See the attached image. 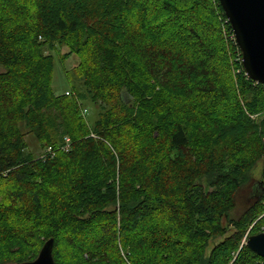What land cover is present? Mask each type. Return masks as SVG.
I'll use <instances>...</instances> for the list:
<instances>
[{
  "label": "trees",
  "instance_id": "obj_1",
  "mask_svg": "<svg viewBox=\"0 0 264 264\" xmlns=\"http://www.w3.org/2000/svg\"><path fill=\"white\" fill-rule=\"evenodd\" d=\"M64 46V58L80 59L74 70L91 101L107 108L91 128L99 141L69 118L84 96L52 87L55 61L43 53ZM238 52L218 0H0V190L16 192L0 201V245L34 241L23 254V243L20 254L0 249V264L31 262L49 239L54 264H94L105 251L95 264H264L246 246L264 233V86L245 75ZM221 53L231 70L223 85L209 63ZM176 65L207 88L209 110L176 111L162 98L155 75ZM229 97L236 115L226 106L216 121L214 105ZM10 118L53 155L26 153L23 134L6 131ZM259 162L262 178L235 216ZM20 202L28 235L2 215Z\"/></svg>",
  "mask_w": 264,
  "mask_h": 264
},
{
  "label": "rangeland",
  "instance_id": "obj_2",
  "mask_svg": "<svg viewBox=\"0 0 264 264\" xmlns=\"http://www.w3.org/2000/svg\"><path fill=\"white\" fill-rule=\"evenodd\" d=\"M181 6H184V4H181ZM206 14L208 17H210L212 14L215 15V12L209 11L208 13L206 12ZM223 36H224V38H226L225 40H231L228 38V35H226V33ZM221 39L222 38H219L220 43H222V41H223ZM200 41H201V39H200ZM233 41H234V38H233ZM224 46H225V44H224ZM203 50H205V49L203 48ZM68 51H69L68 48L65 46L58 48V49H55L54 51H50L49 49L44 50L43 54L52 55L53 59L55 61V70H54V75H53L52 87L54 88L56 93H58V94H64L65 93V95L70 99H74V100L76 99L77 93H75V92H77V91L82 96H84V99H82V100L81 99L75 100L76 101V108H75L76 113L74 115L69 114V118L71 120H74V119L79 117V119H81V123L85 124V125L83 124L84 127L82 129V132L84 133L83 130L87 131L88 132L87 135L89 138H91L95 141H97V140L99 141L100 139L98 136H96L94 133H93L94 135L91 134V128L100 119L102 112L106 111L107 108L103 107L101 102L91 101L90 96L87 92V89L83 85L82 79L79 77L81 75V73L79 72V75H77V73H75V70H74V68L77 67L80 59L78 58V56L73 55V54L71 56H69L68 58H64V55L67 54ZM182 52L184 55H186L184 51H182ZM203 54H204V56L211 55L209 50L203 51ZM186 57L189 58L188 56H186ZM211 57H213V56H210V58ZM235 57H236V59L239 60V63H240V58H241L240 52H238V54L235 53ZM197 59L201 61L202 57L200 58L197 56ZM216 60L214 61V59H212L211 61H209V60L208 61L212 65V67H211L212 73L217 74V77H219V80H216V83L218 84V82H219V84L223 85L227 81V77L231 72V70L229 68V64H227L230 62V60H229V57L227 56L226 53H221L220 56H218V59H216ZM204 62H202V63H204ZM175 68H173V66L171 67L169 75H162V74L155 75V78L158 80V83L162 86V88L164 90V91H162L163 92L162 98L165 100H168V101H169V99H171V101H169L168 105H172V107H174L173 109L176 111H179L183 108L186 109V106H189V105H190V108L191 107L195 108L193 105L195 104V106H197L198 103H200V104L203 103L202 106H204V108L207 107V109L209 110V107H208L209 101L206 98H204V96L202 95V94H205V92H207V88L202 87V85H191L188 80H186L182 77L183 75L178 73L177 65L175 66ZM234 73H235V69H234ZM236 73H238V72H236ZM66 78L69 80L66 81ZM78 78H80L81 80H78ZM227 85L225 84L222 87H227ZM67 93H69V95H67ZM123 98H124V101H127L129 99L128 96L125 94H124ZM232 99H233L232 97H229L228 101L227 100H226L227 102L225 101V104H224V102L220 105L215 104L213 109L217 113L216 115H219V113H221V111H223L226 106L228 107L226 112H230V114H231V115L229 114L230 116L236 115L235 110L232 107L233 106L232 104L234 101ZM108 101L111 102V99H109ZM128 101H129V103L131 102L130 99ZM128 101H127V103H128ZM262 114H264V113H262ZM220 116L221 115L215 116L216 117L215 120L216 121L217 120L222 121V119L219 118ZM255 117L256 118L260 117V115H257ZM255 117L250 116V120L256 121ZM5 122H6V126L9 127L8 129H6L7 132H10V133L13 132L16 134H19V133L23 134V141L26 144V153H30V154L34 155L35 158L39 157L42 154H47V150L49 147H46L44 149V146H42V143L40 144L34 138L33 135L29 134L24 129V127L21 125L20 122H18L15 119L12 120L11 118ZM155 136H156V134H155ZM127 143H128V141H127ZM115 153L116 152L114 150L113 155ZM262 166H263L262 162L257 163L254 166V168L247 174V176L250 179V182H248V184L245 185L244 187H242L241 190L238 192L237 199H236L237 209L234 212L235 216L240 214L246 207H248L247 205L250 202V196L249 195H250V192L252 190V187H251L252 182L261 180V178H262L261 177ZM116 175L118 176V172L116 173ZM165 176H166V174H165ZM202 178H204V176ZM203 180L204 179H202V181ZM45 189H47V187ZM15 193L16 192H13V190L10 191V189L9 190L1 189L0 190V201H2V203L1 202L0 203L4 204V203H7V202L13 200V199H10V196L12 194H15ZM263 200H264V198H263ZM22 203L21 202L17 203L14 213L10 212L7 215H4V214H2V215H3L4 219H6V220L8 219L7 220V222L9 221L8 224L13 226L15 228V230L20 235L23 233L28 235L32 232V228H31L32 224L30 222H28L27 220L25 221V219L22 216L24 213L23 212L24 205L26 204V203H23V204ZM262 208L264 210L263 201H262ZM46 241L47 240H45L44 242H46ZM66 242L67 243H64V245H66L68 247V249L65 248L66 254L69 253V257L71 258L72 257V251H70L69 249H72L71 247H72L73 240L69 239ZM69 242L71 245L69 244ZM138 242H139V240H138ZM143 242H144V240H143ZM22 243H23L22 254L24 253V251L26 249L34 246L33 239H30V244H27L26 241H24V240H23V242L22 241H8L7 243L0 245V249L3 248L4 250H10L11 253H18L19 247H20L19 245H21ZM117 252H119L120 256L123 259L127 260V257L129 254L128 251H126L125 249H123L122 247L119 246ZM20 253H21V251L18 254H20ZM108 254H109V252H107V251H105L104 254H101V255H98L97 253H93V256H92L93 259L92 260L95 261V262L93 261V263L95 264L96 260L103 261ZM37 256L38 255H36L35 259L37 258ZM7 258H9V257H7ZM81 258H86V253H83V257H81ZM34 260H32V261H34ZM3 262H6L4 264H12L7 259H4Z\"/></svg>",
  "mask_w": 264,
  "mask_h": 264
},
{
  "label": "water",
  "instance_id": "obj_3",
  "mask_svg": "<svg viewBox=\"0 0 264 264\" xmlns=\"http://www.w3.org/2000/svg\"><path fill=\"white\" fill-rule=\"evenodd\" d=\"M229 23L245 75L264 86V0H218ZM261 186V183H259ZM53 239L41 247L37 258L18 264H54ZM246 246L264 259V233L250 236Z\"/></svg>",
  "mask_w": 264,
  "mask_h": 264
},
{
  "label": "built area",
  "instance_id": "obj_4",
  "mask_svg": "<svg viewBox=\"0 0 264 264\" xmlns=\"http://www.w3.org/2000/svg\"><path fill=\"white\" fill-rule=\"evenodd\" d=\"M232 37H233V34H232ZM234 38V37H233ZM64 143L65 144H63V146H61V148H62V150L63 151H65V152H68L69 151V147H70V141H69V139L68 138H65L64 139ZM46 155H53V150H52V148L51 147H49L48 148V150H47V154ZM263 204H264V200H263ZM262 216H264V211H263V214H262Z\"/></svg>",
  "mask_w": 264,
  "mask_h": 264
}]
</instances>
